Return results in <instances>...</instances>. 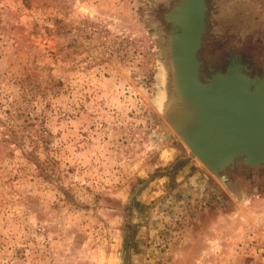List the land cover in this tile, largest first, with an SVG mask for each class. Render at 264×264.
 <instances>
[{"label":"rangeland","instance_id":"rangeland-1","mask_svg":"<svg viewBox=\"0 0 264 264\" xmlns=\"http://www.w3.org/2000/svg\"><path fill=\"white\" fill-rule=\"evenodd\" d=\"M181 4L0 0V264H264V166L210 172L164 109ZM198 59L253 91L264 0H206Z\"/></svg>","mask_w":264,"mask_h":264},{"label":"water","instance_id":"water-1","mask_svg":"<svg viewBox=\"0 0 264 264\" xmlns=\"http://www.w3.org/2000/svg\"><path fill=\"white\" fill-rule=\"evenodd\" d=\"M206 0H182L178 14L173 21L179 27L173 34L174 49L173 66L176 92L179 102L170 104L167 117L175 126V130L189 149V154L196 157L210 172L217 173L230 166L235 159L243 157L244 162L253 167L264 166V131L259 137L255 132L254 142L242 144L233 143L222 148L216 156L204 155L199 145L203 142L221 144V140L213 132H222L225 128L234 130V107L229 102L215 100V96L225 90L239 91L240 98L247 105H260L264 115V81L250 90L249 80L243 74L233 72L214 76L203 84L199 78L200 61L198 52L201 47V37L205 28ZM196 30L195 40L191 41L190 69L187 66L188 40ZM190 79V88L186 78ZM196 90V91H194ZM229 104V105H228ZM264 119V118H263ZM255 130L256 127L253 126ZM231 130V131H232ZM222 135H226L222 134Z\"/></svg>","mask_w":264,"mask_h":264},{"label":"bare ground","instance_id":"bare-ground-1","mask_svg":"<svg viewBox=\"0 0 264 264\" xmlns=\"http://www.w3.org/2000/svg\"><path fill=\"white\" fill-rule=\"evenodd\" d=\"M197 30V29H196ZM196 30L194 29V32H192L191 37L188 40V53L186 55L187 60V66L188 69H190L191 65V51L193 46L191 45L196 37ZM192 41V43H191ZM187 85L194 89L195 87L192 86V83L188 77L186 78ZM196 91V90H194ZM215 100L218 101H226L229 102L231 107H234L235 115H234V130L230 129L228 130L225 128L221 133L220 132H213L211 136L217 135L218 138L217 142L221 140V144H209L208 142H203L199 145V148L202 149L204 155L207 156H216L222 148H227L226 146L236 143L242 144L246 142H254L255 138V132L257 136L259 137V134L261 135L264 131V115L262 113V109L260 105H247L243 100L240 98L239 91H231V90H225L222 93H219V96L214 97ZM229 105V104H228ZM167 112L171 110L169 106H166L164 108ZM253 126L256 127V129H253ZM232 130V131H231ZM259 132V134L257 133ZM226 135H222L225 134ZM256 136V137H257Z\"/></svg>","mask_w":264,"mask_h":264},{"label":"flooded vegetation","instance_id":"flooded-vegetation-1","mask_svg":"<svg viewBox=\"0 0 264 264\" xmlns=\"http://www.w3.org/2000/svg\"><path fill=\"white\" fill-rule=\"evenodd\" d=\"M235 62H236V61H235ZM230 65H231V63H230ZM260 79H261V78H258L257 81L260 80Z\"/></svg>","mask_w":264,"mask_h":264}]
</instances>
